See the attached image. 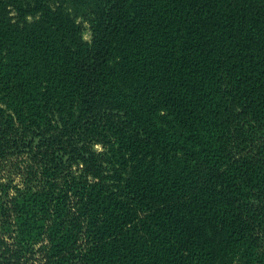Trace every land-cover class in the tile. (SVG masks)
Returning a JSON list of instances; mask_svg holds the SVG:
<instances>
[{"label":"trees","instance_id":"1","mask_svg":"<svg viewBox=\"0 0 264 264\" xmlns=\"http://www.w3.org/2000/svg\"><path fill=\"white\" fill-rule=\"evenodd\" d=\"M0 264H264V0H0Z\"/></svg>","mask_w":264,"mask_h":264},{"label":"rangeland","instance_id":"2","mask_svg":"<svg viewBox=\"0 0 264 264\" xmlns=\"http://www.w3.org/2000/svg\"><path fill=\"white\" fill-rule=\"evenodd\" d=\"M11 12H10V15H14V12H12V9H9ZM77 20L82 24L83 26V38L87 41L90 40V30H89V23L88 21L86 20V17H84V15H78L77 17ZM98 149H100L99 146H97Z\"/></svg>","mask_w":264,"mask_h":264}]
</instances>
